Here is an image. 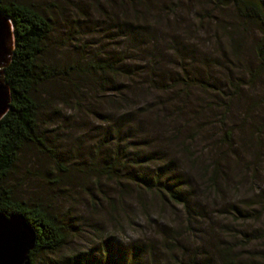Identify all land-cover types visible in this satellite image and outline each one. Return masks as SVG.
Wrapping results in <instances>:
<instances>
[{
    "label": "trees",
    "instance_id": "trees-1",
    "mask_svg": "<svg viewBox=\"0 0 264 264\" xmlns=\"http://www.w3.org/2000/svg\"><path fill=\"white\" fill-rule=\"evenodd\" d=\"M176 3V0L174 3L171 0H121L118 6H114L116 13H112L109 18L116 37L113 39H121L115 42L116 46L125 48L107 54L99 53L94 57L73 59L62 68L55 69L52 63L46 62L49 59L44 57L43 48V42L52 27L50 19L26 0H0V10L10 18L13 31L11 59L3 74L10 92V103L9 109L0 118V212L5 215L20 214L34 229L35 245L29 252L30 264H35L42 254H53L65 247L71 232L47 203L39 198H20L6 179L17 163L19 154L28 148L45 156L54 169L62 172L67 169L64 164L69 160L59 152L58 145L51 138L47 122L52 120L49 118L44 122L45 114H42L57 95L61 105L78 108L84 93H95L93 98L97 102L95 90L108 91L107 94L112 96L121 92L125 95L127 86L120 81L135 84L142 80L148 92L152 88H161L163 91L175 89V99L183 107L192 104L189 103L193 97L192 89L196 93L201 92L208 99H198L205 112L207 115L214 113L211 117L221 119L220 123L230 113L233 116L242 114L240 116L244 120L251 109L261 104L260 114L264 112L263 98H242V92L250 89L252 81L264 84V0H202L201 7L209 6L213 11L223 13L221 30L224 41L220 50H225L228 57L223 52V55H219L220 62L215 61L217 78L212 76L209 66L204 67L207 72L198 71L197 74L183 69L172 76L163 71L159 73L158 70L156 73L153 66L155 59L163 60L169 52V60L174 61L181 59L180 54L184 51L181 48L183 41L178 34L180 29H186L179 26L177 20L174 22ZM210 18L208 13L199 16L198 22L203 19L208 23ZM167 31L172 35V44H164ZM249 32L252 33L248 39L249 49H252L255 64H250L252 60H246L244 55L239 56L240 47L243 48ZM155 45L161 46L166 54L154 51ZM150 48L151 52H146ZM209 63L213 65L210 61L206 65ZM56 81L62 82L56 86ZM158 100L159 97L155 102L152 100L153 105H142L124 96L117 104V107L124 109H117L119 113L114 112L112 118L103 115L101 120L100 117L94 127L93 142L98 149L104 146L105 150L99 154L100 159H96L97 154L92 160L93 154H90L88 163H92L89 169L95 171L97 176L110 180L123 178L146 193L156 194L161 199L180 205L185 217H192L191 201L196 199L198 187L188 182L171 155L161 158L162 153L171 150L172 145L175 152L181 153L190 163L192 168L189 170L196 169L192 180L202 181L208 187V192L220 190L222 172L217 159L207 164L201 156L191 151L188 142L199 135V131L186 132L182 119L175 115L174 106L167 104L166 100H162V104ZM158 106L162 109L169 107L173 117L164 114L167 112H163V115L171 122L166 119L163 121L156 115L161 111ZM52 108L51 115L61 116L62 109L56 111V107ZM180 109L178 107L177 115ZM87 112L93 113L94 110ZM200 112L203 111L200 109ZM142 114H145L144 118L147 117L146 122L152 121L149 127L145 125L144 118L139 120ZM132 115L137 122L130 126ZM170 124H173L172 127H169ZM249 126L251 129L256 128V135L260 132L255 123H249ZM232 135L233 128L228 127L223 128L219 135L213 134L215 143L219 144L213 150L214 154H218L220 148L225 150L224 155L230 152ZM248 206L249 209L230 206L229 212L242 224L238 225L240 228L237 231L228 226H225L226 230L223 228L231 236L219 244V264H264V228L247 227L249 221L255 222L261 216L264 217V199ZM134 249L135 246L131 249V259L127 264H133L136 259ZM114 250L115 244L105 237L96 259L81 252L72 259L67 256L55 264H116Z\"/></svg>",
    "mask_w": 264,
    "mask_h": 264
},
{
    "label": "rangeland",
    "instance_id": "rangeland-1",
    "mask_svg": "<svg viewBox=\"0 0 264 264\" xmlns=\"http://www.w3.org/2000/svg\"><path fill=\"white\" fill-rule=\"evenodd\" d=\"M26 1L34 4L50 19L52 27L44 40L45 43L43 42V48L44 57L49 59L46 62L52 63L55 69L62 68L73 59L94 57L99 53L107 54L124 47L116 46L115 42L121 39H113L116 37L109 18L112 13H116L114 6H118L121 0ZM171 1L174 3L175 0ZM176 2L177 10L173 19L186 29H180L178 34L181 42L183 41L181 48L184 51L180 54L181 59L171 61L169 52L166 54L161 46L155 45L154 51L168 56L163 60L155 59L153 66L156 73L158 70L159 73L163 71L164 74L172 76L174 72L179 73L183 69L188 73L197 74L198 71L207 72L204 67L209 66L212 76L217 78L215 61L220 62L219 55L226 53L225 50H220L224 41L221 30L223 13L213 11L209 6L201 7L202 0ZM208 13L211 20L206 23L200 19L199 23V16ZM165 35L164 44L171 43V33L167 31ZM251 35L249 32L246 43L243 48L240 47L239 56L244 55L246 60H252L250 64H255L252 49H249L248 39ZM151 49L146 52H151ZM208 61L213 65H206ZM56 82L58 84L54 85L57 86L62 81ZM120 82L127 86L125 95L121 92L113 96L109 93V96L108 91L95 90L98 96L96 102L93 98L95 93H84L82 104L78 108L61 105L57 95L42 111V114H45L44 122L49 118L52 120L47 122L52 140L58 145L59 152L69 160L64 164V168H67L64 172L54 169L45 156L28 148L19 154L17 163L6 179L20 198H39L47 203L53 212L58 213L71 232L65 247L53 254L40 255L35 264H55L67 256L72 259L81 252L96 259L105 237L115 244L114 252L117 257L113 259L116 264H127L130 261L133 246L136 257L133 264H219V244L229 240L228 236H231L225 233L223 228L226 230L225 226H228L237 231L240 228L238 225L242 224L229 212L230 206L249 209V204L264 199V112L260 114L262 104L251 109V113L246 115L244 120L241 119L242 114L233 116L230 113L220 123L221 119L211 117L214 113L207 115L205 112L206 109L199 100L208 99L201 92L196 93L192 89L193 97L189 100L192 104L183 107L175 99V89L163 91L161 88H152L148 92L142 80L135 84L126 80ZM250 89L242 92V98L264 99L263 82L252 81ZM124 96L125 99L136 100L142 105H153L152 100L156 101L158 97L160 103L166 100L167 104L174 106L175 115L182 119L186 132L199 131V135L188 142L191 151L201 156L207 164H211L214 159L219 162L222 172L219 180L220 190L217 189V192L213 193L208 192V187L202 181L192 180L196 169L189 170L192 168L190 163L181 153L175 152L172 145L171 150L161 155V158H169L171 155L188 182L198 187L196 199L191 201L192 217H185L180 205L161 199L156 194L146 193L123 178L110 180L97 176L95 171L89 169L92 163H88L90 154H93L92 160L97 154L96 159H100L99 154L105 150L104 146L98 149L93 142L94 127L103 115L112 118L114 112L119 113L117 109H124L117 107ZM52 106L56 107V111L62 109L61 116L51 115L54 110ZM178 107L181 108L179 115L176 113ZM157 108L161 110L160 114L156 113L161 120L166 119L163 112L171 116L169 107ZM90 109L94 112H87ZM200 109L203 112H200ZM144 116L145 114H142L139 120ZM131 117L130 126L137 122L134 115ZM100 119L103 120V117ZM146 121L147 117L144 122L149 127L152 121ZM165 121L171 122L170 119ZM249 123L258 125L260 132L257 135L256 128L251 129ZM225 127L233 128V145L227 155L223 154V148L219 149L218 154H214L213 150L219 144L215 143L212 136L214 133H222ZM247 227L263 229L264 217L261 216L255 222L249 221ZM254 245L253 242L252 246Z\"/></svg>",
    "mask_w": 264,
    "mask_h": 264
},
{
    "label": "water",
    "instance_id": "water-1",
    "mask_svg": "<svg viewBox=\"0 0 264 264\" xmlns=\"http://www.w3.org/2000/svg\"><path fill=\"white\" fill-rule=\"evenodd\" d=\"M13 48L10 18L0 10V118L9 109L10 92L2 78ZM35 245V231L20 214L0 212V264H30L29 252Z\"/></svg>",
    "mask_w": 264,
    "mask_h": 264
}]
</instances>
